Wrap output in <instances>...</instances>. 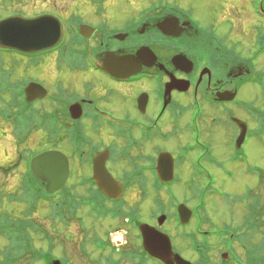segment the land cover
Listing matches in <instances>:
<instances>
[{
    "label": "flooded vegetation",
    "instance_id": "1",
    "mask_svg": "<svg viewBox=\"0 0 264 264\" xmlns=\"http://www.w3.org/2000/svg\"><path fill=\"white\" fill-rule=\"evenodd\" d=\"M43 7L47 9L35 11ZM31 8L33 13L13 9L4 19L44 18L56 38L61 36L52 50L26 58L29 65L45 61L47 76L61 89L28 104L32 108L48 102L51 109H67L65 115L50 116L58 125L59 147L47 151L62 152L70 168L88 172L77 183L78 193L87 190V197L68 186L65 190L73 203L70 211L65 206L58 213L61 238L75 237L78 208L86 205L93 223L104 220L98 228L92 225L91 238L90 232L80 238L92 247L97 264H264V168L251 165L247 149L249 141L264 137V103L247 95L250 86L264 87V70L241 58L238 46L225 44L216 31L207 32L192 10L177 7L175 0H31ZM31 83L36 82L30 80L25 87ZM120 102L131 112L121 113ZM210 109L215 112L208 113ZM219 129L227 134L223 142L216 137ZM241 132L244 140L237 143ZM105 135L116 140L106 142ZM184 135L190 140L182 143ZM95 136H101L100 143ZM172 138L182 139L177 150L160 145ZM222 145L225 152L219 154ZM193 153L198 157L192 159V170L201 187L191 208L170 194V188L178 182L176 169L187 168ZM163 154L174 165L168 185L161 183L158 170ZM99 156L122 186L119 199L99 189L94 178ZM205 158L220 169L217 178L205 167ZM113 167L120 173L115 175ZM236 171L257 183L241 191L219 187V179L224 185ZM148 189L155 195L151 212L142 206ZM163 189L168 203L156 196ZM209 197L222 207L214 216L207 209ZM96 206L101 213L95 212ZM182 207L189 212L182 213ZM146 226L169 239L170 256L167 243L156 234L158 254L150 253ZM59 261L73 264L69 257Z\"/></svg>",
    "mask_w": 264,
    "mask_h": 264
},
{
    "label": "rangeland",
    "instance_id": "2",
    "mask_svg": "<svg viewBox=\"0 0 264 264\" xmlns=\"http://www.w3.org/2000/svg\"><path fill=\"white\" fill-rule=\"evenodd\" d=\"M170 1V0H167ZM262 1V6L264 7V0ZM258 0H175V4L177 7H183L188 10H192V17L195 18L202 27L209 28L207 32L210 31H216L219 36L224 37L226 39L225 44L233 46H238V51L240 53L241 58H243L245 61L250 63L252 66L255 65V68L259 70H264V55L258 57L256 53L260 50L262 51V48L264 47V18L263 16H256L255 7ZM255 6V7H254ZM17 8H23L27 10L29 13H33L34 11L31 8V0H0V21L4 20L6 15H8L13 9ZM43 9H47L45 7L35 10L40 11ZM218 20V23H217ZM215 28V29H214ZM2 61H5V65H3V68L6 69V71L10 72L12 71L11 79L17 81L18 79L23 80L24 83H27L30 80H33L36 82L35 84L41 85L45 91L52 92V93H59L60 86L59 83L56 82V80H51L49 76H47L46 69L48 66L46 65L45 61L41 60L39 64L37 65H29L30 60L28 59H22L19 58V56L11 55V53H5L1 56ZM15 59L20 62V65H13L11 61ZM50 62V61H49ZM15 64H19L17 62H14ZM51 63V62H50ZM69 75L75 79V75H73L71 72H69ZM32 82V81H31ZM32 84V83H31ZM248 97L253 96L256 98H253L250 101L253 102H263L264 103V87L260 86H250L248 88ZM243 99V95H242ZM42 102V101H39ZM123 104V106H119L120 108L124 110H120L121 113H127L128 111L131 112V107L128 105H124L125 102H120ZM29 113H32L37 120L32 123L31 127H29L26 130H21L17 134H24L29 133V136L26 138H21V141L19 137L14 138L12 135V132L15 133V127L11 126L7 122H3L0 120V164L5 166H10V168H0V195L3 194V191H9L6 192L9 194L14 193H20L22 194L23 190V172H24V164L25 160L28 157V155L31 153V155H36L34 152L41 153L43 150L48 149V147L58 148L59 142H58V125L56 128V131H53L54 133H50L48 131L51 130V128L48 125L47 120H43L42 118H49V122L52 123L50 120V116H55L56 114L60 113L62 115H65L67 113V109H51L49 103L47 102L44 106L43 105H36L32 108H28ZM38 111V112H37ZM214 109H210L208 113H214ZM239 117L244 118L241 114H237ZM262 126V125H261ZM104 130V129H103ZM37 131V132H36ZM90 132V131H89ZM57 134V136H56ZM189 135V134H188ZM219 137L222 142L227 137L226 131L219 129L218 134L216 137ZM56 137V138H53ZM96 140L98 142H101V136H95ZM106 139V135L104 136ZM106 139L107 141H115L116 139L113 137H109ZM215 137V138H216ZM186 135L183 136L184 141L182 142V139L178 141V138H172L170 141L164 144H160L162 146H167L173 148H177L179 145L182 146L180 143H185L190 140L189 136L188 139ZM28 140V141H27ZM51 140V141H50ZM27 141V142H26ZM54 141V142H52ZM25 142V143H23ZM57 142V143H56ZM178 145V146H177ZM67 148V147H65ZM61 149L67 154H69V151L61 146ZM178 149V148H177ZM176 149V150H177ZM248 153H249V159L252 166H257L259 168H264V137L261 136L260 139H252L248 142L247 145ZM175 150V151H176ZM219 154H222L225 152V147L222 145L221 148H219ZM62 153V152H61ZM218 153L215 150L214 155L216 156ZM65 155V154H64ZM191 158L186 163L187 168H177L176 169V175L178 182L173 184V186L170 188V194H172L174 197L178 198L181 201H184L189 207L194 208L196 206V201L193 198L194 192L199 191L201 187V182L195 179L194 172L192 170V159H196L198 156L196 153H193ZM24 158V160H23ZM14 162L12 164H9L11 162ZM205 167H207V170L213 174L214 177L217 178V174L219 173L220 169L215 168L216 166L209 164L208 158H205L204 161ZM211 166H214L212 168ZM113 173L116 175L120 170L118 167H113ZM227 168H235L231 164H227ZM241 168V167H240ZM73 172L71 173V177L68 182V188H71L73 193H75L79 197H87L88 191H85V194L82 195L83 191L79 190L78 193V185L77 183L81 181L83 176H86L88 174L87 168H84L81 172H77V168H71ZM117 171V172H116ZM4 172V173H3ZM120 173V172H119ZM197 180V181H196ZM219 183V187L222 189L224 187H227V189L230 191L233 186H236V190L241 191L245 186L252 184L255 185L256 179L244 175L241 171H236L234 179L231 181H226L225 184L221 182ZM259 181V180H258ZM76 184V185H75ZM75 185V186H73ZM218 186V185H217ZM147 189V188H146ZM160 190V194L156 195L159 196V200H165L164 203H168L167 199V191ZM235 191V190H232ZM8 194V197L10 200L15 201L10 197ZM148 199L146 203H143L142 206L144 208L145 212H151L153 209H155L153 197L155 198V195H153V192L151 189H148ZM139 196V195H137ZM3 209H9L11 217L9 220L17 221L16 219H22L23 221H26L25 217L30 216L34 217L33 220L36 221V223L41 224L42 230L45 232L44 234L47 235V238H38L36 236L32 237L33 243L32 247L33 250L36 252H49L51 253L53 258H58L60 260L61 258H67L69 257V261L73 264H97L94 263L92 258L94 254H92L93 250L91 246H88V243L85 242L83 244V238L81 236H84L85 232H90V238L92 237L91 230L92 225H94L96 228L102 224L104 220H101V223L95 222L92 220L93 217L89 216V210L90 207L87 208L80 206L78 210V216L79 221L75 222V227L72 228V232L74 233L75 237L73 239L66 238L64 234H62V238L59 235V228H57V220L54 218V211L52 210V204L55 206V203H59L58 209L60 212H62L63 207L65 205H62L61 201L56 200L55 202H51L48 200H44L45 202H35L34 205L35 208L32 210V212H28V208L25 204V202H22L21 204L13 206H9L7 204V201H10L6 199L3 195ZM24 199V196L21 198ZM26 201V200H25ZM28 203V202H27ZM207 203V209L208 212L211 215H216L218 213V209L222 210V207H220L218 201L216 198L209 197L206 201ZM187 208V207H186ZM188 209V208H187ZM25 211V213H24ZM98 213V211H96ZM54 218V219H53ZM84 218V222L83 219ZM96 218V217H95ZM81 219V220H80ZM83 222V223H82ZM93 223V224H92ZM55 224V225H54ZM86 224V225H85ZM74 226V225H73ZM106 224H103L102 228H104ZM72 227V226H71ZM169 228V224L166 225V229ZM86 230V231H85ZM34 229L26 228L27 235L29 241H31L30 236L35 235ZM161 234V233H159ZM162 235V234H161ZM131 238V236H130ZM10 238H6L5 236L0 234V264H32L31 263V257L34 255H30L28 251H25L18 255V258L21 260H17V262L13 263V261L9 258L8 261L6 257L2 258V253H4L6 250V247L11 243L9 241ZM61 239V240H60ZM75 240V241H74ZM27 241V240H26ZM26 241H24L22 244H25ZM62 241H64V247L61 246ZM125 241V238H124ZM147 244V243H146ZM129 250V248H127ZM133 252V250H131ZM18 253V252H17ZM158 253V252H156ZM23 254V255H22ZM129 253H125V255ZM4 256V255H3ZM192 260H195V258L192 256ZM56 260V259H54ZM193 262V261H192ZM35 264V263H34ZM39 264V263H38Z\"/></svg>",
    "mask_w": 264,
    "mask_h": 264
},
{
    "label": "water",
    "instance_id": "3",
    "mask_svg": "<svg viewBox=\"0 0 264 264\" xmlns=\"http://www.w3.org/2000/svg\"><path fill=\"white\" fill-rule=\"evenodd\" d=\"M44 18L34 20H23L21 18H9L0 21V47L18 51L23 54H37L47 51L57 45L61 36L53 33V29L48 23L44 22ZM120 67L123 68L122 65ZM25 96L27 102H35L44 100L47 97V91L38 84L32 83L25 88ZM75 108L72 107L71 111ZM73 112V111H72ZM75 117V116H74ZM76 118V117H75ZM238 125L242 124L238 120H234ZM244 138V132H241L238 142ZM237 142V143H238ZM103 156H99L94 168L95 179L98 183L99 189L110 198L118 199L121 196V185L117 183L104 168ZM31 170L35 177L46 185V192L54 194L65 188L68 181L70 171L69 162L67 158L60 152L51 151L39 155L34 158L31 164ZM158 170L163 182H170L173 180V162L170 155L163 154L159 157ZM188 211L182 207V213ZM189 212V211H188ZM191 214L189 213L188 218ZM162 217L159 221H164ZM184 223V218L182 219ZM145 245L152 255H156L153 239L156 235L162 237L163 241L167 243V256H170V241L164 235L149 227H143ZM156 234V235H154ZM147 243V244H146ZM54 264H59L55 262Z\"/></svg>",
    "mask_w": 264,
    "mask_h": 264
},
{
    "label": "trees",
    "instance_id": "4",
    "mask_svg": "<svg viewBox=\"0 0 264 264\" xmlns=\"http://www.w3.org/2000/svg\"><path fill=\"white\" fill-rule=\"evenodd\" d=\"M2 54L4 55L5 53H1L0 51V120L3 122H7L10 125L13 123L16 130L20 132L21 130H26L29 127H31L33 125L32 123H34L37 120V118L32 113H29L28 108H30V105L26 104L23 99L22 90L26 83H24V81L20 79H18L17 81L11 79L10 75L12 74V71L10 73L3 68V65H5V61L3 62L1 59ZM14 62H17L19 64H15ZM11 63L13 65H18V66L20 65V62L15 59H13ZM48 125L51 128V130L48 132L54 133L53 131H56L57 128L56 124L48 122ZM17 135L19 138L22 137L26 138L27 136H29V133L28 134L24 133L22 135L17 134ZM26 175L27 174L23 176H25L26 178L27 177ZM29 183H30V187L27 186L24 187V192L22 191V194L19 197V200L21 202H25V204H27L28 212L31 213L32 210L35 208L36 206L34 205L35 202L39 203L41 202V200L44 201L45 199L51 202H55L54 199H52L44 192L43 185L33 176L29 178ZM22 196H24V199L26 201L21 199ZM2 202L0 201V207L3 206ZM52 207H53L52 210H55L54 215H56L57 212L59 211L57 207V203H55V206H53L52 204ZM0 217L4 218L5 222L7 221L9 224L12 225L14 224L16 228H20V229H13V228L9 229L10 236L8 238H10L12 242L11 245L8 248H6L7 251L2 253V258L6 257L7 261L10 258L13 261V263L14 262L16 263L17 260H21L18 258V255L21 253L25 254L24 252L28 251L30 255H34L31 257L32 264L34 263L37 264V262H40L41 260H44V264L47 263L50 264L52 259L51 253L47 252L46 256L42 257L43 254L40 255V252L34 251L32 247V243H33L32 237H35V239L36 236L40 239L44 237L47 238V235H45L44 234L45 232L42 230L41 224L36 223V221H34L32 217H28V216L25 217L28 218V220L26 221H23L22 219H16L17 220L16 222L13 220L9 221L8 219L10 217L9 209L7 210L5 209V212L0 211ZM31 227L35 230L34 231L35 235H31L30 236L31 241H29L28 238L26 237L27 235L26 228H31ZM22 229L25 230L24 234L21 233ZM24 241H26V243L22 244ZM0 263H1V259H0Z\"/></svg>",
    "mask_w": 264,
    "mask_h": 264
}]
</instances>
